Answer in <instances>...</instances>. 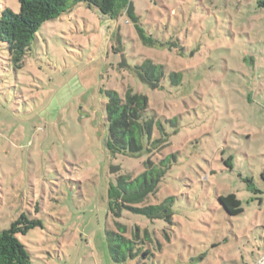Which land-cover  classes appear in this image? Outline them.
<instances>
[{
	"label": "rangeland",
	"instance_id": "374dc122",
	"mask_svg": "<svg viewBox=\"0 0 264 264\" xmlns=\"http://www.w3.org/2000/svg\"><path fill=\"white\" fill-rule=\"evenodd\" d=\"M131 1V14L112 16L72 5L40 26L21 65L0 41V231L21 213L40 220L16 235L30 264L142 263L112 259L115 221L148 230L143 264H256L264 207L244 179L263 180L264 0ZM5 7L17 12L18 0ZM146 58L164 66L159 88L134 70ZM127 88L147 96L162 125L150 155L106 145V91ZM149 156L164 172L145 203L164 201L171 219L113 217L111 187ZM230 192L244 213L220 205Z\"/></svg>",
	"mask_w": 264,
	"mask_h": 264
},
{
	"label": "trees",
	"instance_id": "16d2710c",
	"mask_svg": "<svg viewBox=\"0 0 264 264\" xmlns=\"http://www.w3.org/2000/svg\"><path fill=\"white\" fill-rule=\"evenodd\" d=\"M18 3L17 12L5 7L0 13V41L5 43L10 59L16 65L23 63L40 26L45 21L68 11L76 3L95 7L101 14L111 16L116 15L120 8H125L128 14L133 11L131 0H18ZM134 70L139 79L146 82L152 89L159 88L160 81L166 75L164 66L149 58L134 66ZM168 76L175 84L179 83L181 76L179 72L173 71ZM106 94L105 119L108 149L114 154L138 156L145 148L150 155L152 149H155L151 145H160V141L163 140L152 139L153 130L155 128L162 132L163 128L154 114H148L150 108L147 96L134 92L131 88L125 89L122 94L110 89L106 91ZM144 139H146V146ZM163 167V165L157 167L149 156L144 162L141 173L119 175L109 194V209L112 216L120 217L123 211H127L143 215L148 219L170 220L172 212L165 206L164 201L158 204L145 203L149 196L157 191L158 182L164 172ZM260 176L264 180V171ZM245 181L251 188V181ZM217 199L228 215L235 216L241 213L240 201L233 193L218 195ZM39 225V219L21 213L9 227L0 231V264H30L29 252L16 235L23 234ZM115 227V230L107 231L108 248L113 260L136 259L138 262L139 259L142 261L140 264H143L144 260L151 258L152 251L145 248V243L151 240L147 229H141L135 223L130 230H127L124 223L116 221Z\"/></svg>",
	"mask_w": 264,
	"mask_h": 264
},
{
	"label": "crops",
	"instance_id": "0c3cea01",
	"mask_svg": "<svg viewBox=\"0 0 264 264\" xmlns=\"http://www.w3.org/2000/svg\"><path fill=\"white\" fill-rule=\"evenodd\" d=\"M246 133V132H245ZM244 132L242 133L243 135L245 134ZM246 135H248V138H249V136H250V133L249 132H247V134ZM223 162H224V164H225V166H228L229 165V158H227V159H225V160H223ZM264 171V163H263V169H262V172ZM261 172V173H262ZM260 173V174H261ZM244 180H250L251 181V188L249 187V189L253 192V194L249 197V201L250 200H255V201H257V203H258V205H259V208H263L264 207V197L263 196H260L259 197V193H261L263 190H261L260 188L263 186L264 187V180H260V182L258 183V182H255L251 177L250 178H245ZM254 181V182H253ZM264 192V191H263ZM230 193H233L235 196H236V198H237V195L234 193V192H230ZM219 195H223V194H219ZM238 199V198H237ZM239 200V199H238ZM240 201V200H239ZM240 206H241V202H240ZM242 208V211H241V213H239V214H242V213H244V211H245V209L243 208V207H241ZM238 214V215H239ZM263 222H264V218H263V220H262ZM242 226V224H238L237 225V227H241ZM260 228H264V225H262V226H260ZM236 238H238L237 236H235ZM261 238V240L263 241V246H261L260 244L257 246L258 248H257V250L255 251V253H253L252 252V254H251V256H252V259H253V261L257 258H259V256H261L260 254L263 252L264 253V237H260ZM219 244V243H218ZM260 248H262V249H260ZM259 254V255H258ZM238 257H234L232 260H233V262L236 264V262H237V259ZM244 261V259H243V256H240L239 257V262H242V264H246V263H244L243 262ZM255 263V262H254Z\"/></svg>",
	"mask_w": 264,
	"mask_h": 264
},
{
	"label": "built area",
	"instance_id": "2783aa9c",
	"mask_svg": "<svg viewBox=\"0 0 264 264\" xmlns=\"http://www.w3.org/2000/svg\"><path fill=\"white\" fill-rule=\"evenodd\" d=\"M256 264H264V253L258 258Z\"/></svg>",
	"mask_w": 264,
	"mask_h": 264
}]
</instances>
